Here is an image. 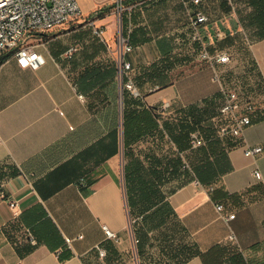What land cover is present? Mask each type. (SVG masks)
<instances>
[{"label": "crops", "instance_id": "1", "mask_svg": "<svg viewBox=\"0 0 264 264\" xmlns=\"http://www.w3.org/2000/svg\"><path fill=\"white\" fill-rule=\"evenodd\" d=\"M97 1L78 0L84 17L106 28L104 40L87 41L79 29L66 38L54 31L55 37L42 35L36 43L44 58L39 68H21L12 54L0 65V187L7 196L0 199V264H95V256L105 264L121 256L135 237L127 233L133 221L125 170L132 182L160 179L161 200L172 212L157 230L149 228L154 218L141 227V264H205L202 255L209 264H256L250 258L264 253V184L253 174L258 169L264 178V39L251 40L247 17L255 11L254 0H228L229 12L220 0H203L199 10L211 18L199 29L207 50L232 57L229 67L217 68L200 63L201 45L190 44L184 4L190 0L125 2L132 9L124 13V34L133 46L125 60L140 93L130 109L148 110L158 123L132 139L127 154L124 90L109 44L114 4L105 0L110 4L102 8ZM262 1L258 12L264 11ZM214 14L235 23L224 28ZM71 47L77 51L68 59ZM164 60L168 83L159 87L150 83L151 66ZM234 87L261 99L262 109L240 138H220L222 91ZM182 124L200 131L204 145L191 146L193 132L176 143L166 125L177 134ZM253 146L262 153L247 157L245 148ZM218 204L225 217H235L222 219ZM103 226L119 241L108 239ZM98 247L105 249L104 258ZM184 247L193 255L180 261Z\"/></svg>", "mask_w": 264, "mask_h": 264}, {"label": "built area", "instance_id": "2", "mask_svg": "<svg viewBox=\"0 0 264 264\" xmlns=\"http://www.w3.org/2000/svg\"><path fill=\"white\" fill-rule=\"evenodd\" d=\"M104 2L105 0H100ZM113 11L116 18L115 29V45H116V61L120 72L122 82V90L130 92L134 98H138L140 93L131 79L133 71L132 64L125 60V56L133 51L129 36L124 33V13L127 9L131 11V7L127 8V0H112ZM203 0H190L185 2L187 14L189 17L190 28V44H200L201 50L197 60L200 63H205L212 68L217 66L229 67L232 63L231 55L226 51H216L211 53L207 50L203 39L200 36L199 29L211 22V18L200 11V6ZM85 19L93 31V34L101 39H105V29L95 25V19L84 17L78 0H0V65L1 59L6 54H12L18 65L21 68L37 69L44 64V58L36 49V43L40 42L42 35L50 34L56 30L62 29L66 25L79 20ZM128 32H131V27H128ZM77 51L76 47H71L66 52V57L71 59ZM248 77L251 76L247 73ZM223 102L219 108L220 119L217 127V133L220 138H240L243 135L245 128L250 126L260 110L262 109V100L255 98L246 93L244 88L239 89L234 87L223 88ZM81 101H84L83 95H78ZM191 146L198 148L204 145L201 132H193L190 136ZM261 146H253L245 148V155L252 157L262 153ZM254 177L264 184V178L260 171L255 169ZM82 185L85 184L81 180ZM198 184V182H196ZM6 193L3 187H0V199L6 200ZM9 206L16 208L17 203L10 201ZM216 210L220 217L224 220H230L235 217L231 214L227 217L223 215L224 206L216 205ZM104 232L108 239L115 242L119 241L117 234L103 226ZM79 238H82L80 235ZM230 239H235L234 235H230ZM35 243V241H32ZM68 245L71 239L66 238ZM133 243L137 245L138 240L133 237ZM100 258L106 256L105 249L97 248ZM135 256L138 257L135 252Z\"/></svg>", "mask_w": 264, "mask_h": 264}, {"label": "trees", "instance_id": "3", "mask_svg": "<svg viewBox=\"0 0 264 264\" xmlns=\"http://www.w3.org/2000/svg\"><path fill=\"white\" fill-rule=\"evenodd\" d=\"M133 1V0H128ZM262 8L264 9V1H262ZM228 0H220V4L229 12ZM255 11L250 17H247L249 24H251L253 32L251 33L253 40L264 39V11L258 12L257 0H254ZM241 18V17H240ZM243 22V20H242ZM232 42L233 39L229 38L227 42ZM4 57L1 59L3 62ZM161 64V65H160ZM170 67L169 62L166 60L161 63H154L151 66L153 69V75H150V83L159 87H164L167 85V76L164 71ZM137 98L129 96L127 91H123V127H124V148L125 154H127L128 146L132 139L143 136L148 132L156 130L158 123L156 120V115L152 114L148 110H143L137 113L135 110H131L130 106L136 103ZM167 130L170 132L173 140L182 144L188 140L189 133L193 132L195 129L191 128L187 124H182L179 128V132L175 134V127L167 126ZM127 169V168H126ZM125 174L126 187H127V198L129 204V211L133 221V231L136 239L138 240L137 249L138 254H141V238L143 233H141V227H146L149 219L154 218L153 226L149 228L157 230L163 226V224L171 217L172 212L169 211L168 205H165L161 200V194L159 192V180L153 178L138 177L135 178L134 182L131 181L130 176H128L127 170ZM91 182V178H88ZM83 186L82 191H85V186ZM158 204H160L158 206ZM156 207L155 209H153ZM153 209V210H152ZM151 211V212H150ZM150 212V213H147ZM140 221V222H139ZM148 228V229H149ZM218 253L222 250V247H216ZM193 255L191 247H184L180 249L178 257L180 261H186ZM205 264H209V259L206 255H202ZM214 263V262H212Z\"/></svg>", "mask_w": 264, "mask_h": 264}, {"label": "rangeland", "instance_id": "4", "mask_svg": "<svg viewBox=\"0 0 264 264\" xmlns=\"http://www.w3.org/2000/svg\"><path fill=\"white\" fill-rule=\"evenodd\" d=\"M97 2H98V7H102V8H105V6L107 4H110L109 1H104V2L97 1ZM103 11H105V9H103ZM100 17L101 16H99V18ZM181 17H182V15H180L178 19H175V18H173V19L174 20H181ZM213 19L219 20V24L221 23L224 28H229V27H227L228 25L229 26H233V24L235 23V19L234 18H231L230 19V18H228V16H225V15H222V14L218 15V17H217V15L214 14ZM238 19L241 22H242V20H244V18H242V17L241 18H238ZM173 23H174V21H172V24ZM111 24L113 26V30H112L113 32H112V38L109 41V44L112 46V49L115 52L116 51L115 41H114L115 40V29H116V18L115 17H113V19L111 20ZM219 26L221 27V25H219ZM102 28L103 29H106L105 27H102ZM74 30H78L81 34H85L84 35V38L87 41H96V40L101 39V38L93 35L91 27L88 24L85 23V19L84 18H81L79 20H76V21H74V22L66 25L62 29L57 30L55 32H57L58 35H62L61 38H66V35L65 34L67 32H69V31H74ZM54 34H55L54 32L53 33H50L46 37L47 38L55 37L56 35H54ZM228 35H229V38H230V34H228ZM247 35L249 36V33H247ZM235 40H239V39L235 37ZM251 40H252V38H251ZM230 43H232V42L230 41ZM118 174H119L118 176L120 178L119 181L122 184L123 183V180H122V178H123L122 177V169L119 170ZM127 233L132 238V235H133V226H132V223L129 224L128 232ZM128 235H127V237H128ZM127 243H128L127 249H126V251L123 252V254L121 256L115 257V255H114V259L111 260V261H108L107 258H106L105 261H104L105 264H141L140 263V258L139 257L137 258L135 256V252L137 253V245H135L133 243V241L130 244H129V242H127ZM250 259L252 260L253 263H256V264H264V253H262V254H256L254 257H252ZM94 260H95V264H102V262L100 260H98L96 258V256L94 257Z\"/></svg>", "mask_w": 264, "mask_h": 264}]
</instances>
